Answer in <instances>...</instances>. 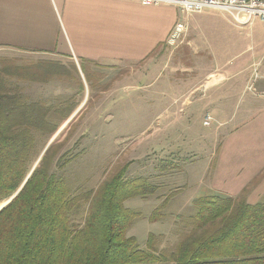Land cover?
Wrapping results in <instances>:
<instances>
[{
	"label": "rangeland",
	"instance_id": "obj_1",
	"mask_svg": "<svg viewBox=\"0 0 264 264\" xmlns=\"http://www.w3.org/2000/svg\"><path fill=\"white\" fill-rule=\"evenodd\" d=\"M178 17L188 27L178 46H170L166 40L145 60L124 63L111 78L100 73V66L92 64L95 72L90 81L82 72L83 64L68 57L51 61L45 55L29 51H16V55L10 56L18 64L51 61L64 68L63 74H52L48 81L50 76L45 75L42 78L46 79L41 81L14 77L18 86L14 89L30 100L53 105L63 100L67 106H76L46 147L67 141L56 159L67 153L71 162L66 174L71 181H79L82 187L90 189L100 186L128 165L125 178L147 176L159 185L157 192L149 198L135 197L125 202L127 207L144 217L129 230L142 246L146 245L150 233H162L165 243H173L177 237L178 217L194 212L193 201L198 192L204 196L207 188L233 190V184L238 186L242 179L227 175L225 180L221 168L213 177H201L207 163L216 167L221 142L234 163L240 162L239 156L244 157L243 163L238 164L242 165L237 173L241 175L248 173L245 157L258 155L261 150L260 139L256 138L260 116L254 111H243L244 101L252 94L249 89L244 86L232 88L230 81L215 90H204L202 97L205 100L209 95L214 96L216 104H225L227 112L223 116L210 107L195 106L198 100L195 101L193 95L188 100L193 98L194 101L191 99L192 103L185 104L179 111L181 100L176 96L203 76L200 71L183 72L195 60L209 63L226 60L232 67L237 59L264 50V23L255 18L240 26L228 12L219 9L193 13L179 11ZM208 45L220 51L223 57H212V52L206 48ZM2 57L6 56L0 55ZM257 66L252 68V73ZM194 68L197 69L195 65ZM208 68L207 65L204 69ZM175 81L180 82L176 84ZM206 85L205 82L203 87ZM208 110L213 118L210 126L203 125L204 117L210 115L206 114ZM225 120L230 121L219 126ZM211 132H214L215 144ZM203 136L210 138L203 139ZM263 175L262 171L259 177ZM168 181L170 185L163 186ZM254 188L250 184L244 194L251 202L264 198L263 193H251ZM244 189L238 195L243 194ZM161 205L164 218L151 222L149 216Z\"/></svg>",
	"mask_w": 264,
	"mask_h": 264
},
{
	"label": "trees",
	"instance_id": "obj_2",
	"mask_svg": "<svg viewBox=\"0 0 264 264\" xmlns=\"http://www.w3.org/2000/svg\"><path fill=\"white\" fill-rule=\"evenodd\" d=\"M16 62L0 58V206L16 194L0 210V264H264V198L249 202L247 187L237 196L196 198L194 212L178 217L173 243L150 233L142 246L129 230L144 217L125 202L147 199L159 185L125 178L128 165L90 189L71 181L67 153L56 159L67 141L46 147L76 106L14 89V77L48 81L64 68ZM162 209L149 220L162 221Z\"/></svg>",
	"mask_w": 264,
	"mask_h": 264
},
{
	"label": "crops",
	"instance_id": "obj_3",
	"mask_svg": "<svg viewBox=\"0 0 264 264\" xmlns=\"http://www.w3.org/2000/svg\"><path fill=\"white\" fill-rule=\"evenodd\" d=\"M179 11L183 12L172 5L145 6L137 0H0V55L10 57L16 55V51H29L45 55L51 61L68 57L77 63L80 61V65L83 64V74L88 73L91 80L95 72L91 68L92 64L98 65V68L100 66L102 72H99L111 78L124 63L143 61L151 56L158 45L167 40L175 22L181 20L178 17ZM206 48L212 52V57H223L214 47L208 45ZM222 61L209 63L195 60L183 69V72L200 71L203 76L176 96L181 100L179 111L185 104H191L190 100L195 96V101L198 100L195 106L210 107L223 116L227 112L225 104H216L214 96L207 95L205 100L202 97L205 95L204 90H215L230 81L232 88L244 86L248 90L252 82L250 77L254 74L252 68L258 65L261 77L256 81L255 90L249 89L252 94L244 101L243 111H254L260 116L256 138L260 139L261 150L258 155L245 157L249 165L248 173L241 175L237 174L238 168L242 167L238 164L243 163L244 157L239 156L240 162L234 163L231 156H227L228 149L221 142L216 167L212 168L207 163L201 177H213L221 168L225 180L227 175L242 180L238 182V186L233 184V190L207 188L203 193L236 196L253 184L255 188L251 193L264 194V175L259 177L264 172V50L253 56L237 59L232 67L226 60ZM207 65L209 68L205 70ZM205 82L207 85L204 88ZM230 91L231 87L228 93ZM190 95L193 98L188 100ZM206 114L211 115V111L208 110ZM228 121L230 120L220 122L219 126ZM214 132L210 133L213 144ZM210 137L203 136V139ZM169 185V181L163 184L166 187ZM200 196L203 195L198 192L196 197ZM248 201L251 202L249 199ZM257 202L258 200L251 203Z\"/></svg>",
	"mask_w": 264,
	"mask_h": 264
},
{
	"label": "built area",
	"instance_id": "obj_4",
	"mask_svg": "<svg viewBox=\"0 0 264 264\" xmlns=\"http://www.w3.org/2000/svg\"><path fill=\"white\" fill-rule=\"evenodd\" d=\"M142 5H172L179 7L185 13L201 12L205 9H219L228 12L233 21L245 26L258 18L264 23V0H137ZM187 24L184 21H177L172 27L167 44L178 46L183 40L187 31ZM261 77L256 68L249 89H255L256 81ZM213 118L207 115L205 125H210Z\"/></svg>",
	"mask_w": 264,
	"mask_h": 264
},
{
	"label": "water",
	"instance_id": "obj_5",
	"mask_svg": "<svg viewBox=\"0 0 264 264\" xmlns=\"http://www.w3.org/2000/svg\"><path fill=\"white\" fill-rule=\"evenodd\" d=\"M54 138H55V136L50 140V142H52V140H53ZM49 144H50V143H49ZM49 144H48V145H49ZM15 195H16V194H15ZM15 195H14V196H15ZM14 196H13V197H14ZM13 197H12V198H13ZM12 198H11V199H12ZM11 199L8 200L7 202L3 203V204L0 206V210H1L3 207H5V206L11 201Z\"/></svg>",
	"mask_w": 264,
	"mask_h": 264
}]
</instances>
